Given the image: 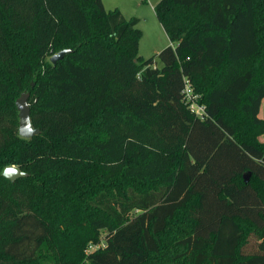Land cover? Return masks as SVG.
I'll return each instance as SVG.
<instances>
[{
    "label": "trees",
    "instance_id": "1",
    "mask_svg": "<svg viewBox=\"0 0 264 264\" xmlns=\"http://www.w3.org/2000/svg\"><path fill=\"white\" fill-rule=\"evenodd\" d=\"M155 11L145 59L103 0H0V264H264V0Z\"/></svg>",
    "mask_w": 264,
    "mask_h": 264
},
{
    "label": "rangeland",
    "instance_id": "2",
    "mask_svg": "<svg viewBox=\"0 0 264 264\" xmlns=\"http://www.w3.org/2000/svg\"><path fill=\"white\" fill-rule=\"evenodd\" d=\"M107 9L120 8L130 18L137 16L138 27L142 30L139 42V54L149 58L170 44V39L160 22L155 6L159 0H103ZM260 116L264 118V99L261 103ZM260 139L264 141V133ZM253 243V242H252Z\"/></svg>",
    "mask_w": 264,
    "mask_h": 264
},
{
    "label": "water",
    "instance_id": "3",
    "mask_svg": "<svg viewBox=\"0 0 264 264\" xmlns=\"http://www.w3.org/2000/svg\"><path fill=\"white\" fill-rule=\"evenodd\" d=\"M71 48H65L57 53L53 54L51 57L52 62H56L61 59L66 53L71 52ZM29 92H23L19 98L16 100V105L19 109V134L23 137L30 138L41 132L39 128L33 126L30 117V103H29ZM3 175L11 180H15L19 177H25L28 175L27 172L21 170L16 165L8 166L4 169Z\"/></svg>",
    "mask_w": 264,
    "mask_h": 264
},
{
    "label": "built area",
    "instance_id": "4",
    "mask_svg": "<svg viewBox=\"0 0 264 264\" xmlns=\"http://www.w3.org/2000/svg\"><path fill=\"white\" fill-rule=\"evenodd\" d=\"M186 85L184 89V94H185V100L189 103L190 108L192 111H194L198 116L204 117L206 112H205V107L204 105L200 104L197 101V95L194 93L193 88L189 80H186ZM94 246H90V249H93Z\"/></svg>",
    "mask_w": 264,
    "mask_h": 264
}]
</instances>
